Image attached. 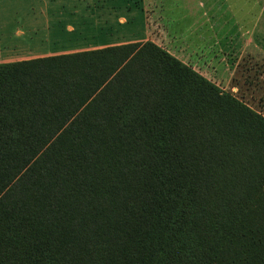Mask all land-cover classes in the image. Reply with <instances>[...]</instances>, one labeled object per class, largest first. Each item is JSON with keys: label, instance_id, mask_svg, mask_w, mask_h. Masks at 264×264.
<instances>
[{"label": "trees", "instance_id": "trees-1", "mask_svg": "<svg viewBox=\"0 0 264 264\" xmlns=\"http://www.w3.org/2000/svg\"><path fill=\"white\" fill-rule=\"evenodd\" d=\"M0 264H264V116L151 40L0 63Z\"/></svg>", "mask_w": 264, "mask_h": 264}, {"label": "rangeland", "instance_id": "rangeland-1", "mask_svg": "<svg viewBox=\"0 0 264 264\" xmlns=\"http://www.w3.org/2000/svg\"><path fill=\"white\" fill-rule=\"evenodd\" d=\"M60 3L68 4L64 16L45 20L46 53L57 51L59 25L64 33L73 24L81 45L94 46L77 51L151 40L264 116V0H22L16 9ZM252 7L253 30L238 32L250 25L241 11ZM63 40L74 38L64 33Z\"/></svg>", "mask_w": 264, "mask_h": 264}, {"label": "crops", "instance_id": "crops-1", "mask_svg": "<svg viewBox=\"0 0 264 264\" xmlns=\"http://www.w3.org/2000/svg\"><path fill=\"white\" fill-rule=\"evenodd\" d=\"M21 1L22 0H0V8H7L0 9V63H10L45 56L72 53L74 51H77L79 48H94L93 45H81V43H83L85 40L77 37L78 31L73 24L67 26L64 30V33L65 35L74 38V40L62 41L64 33L61 32V25H59L58 38L60 39V41L55 40L57 44L52 45V49H56L57 51L46 53V50L49 49V47L46 46L45 20L51 17H63V12L64 10H67L68 4L64 5L63 3H60L59 9L54 10L47 8L50 6V4H48L45 8H42L41 6L38 9L18 10L16 9V6H19L21 4ZM247 1L248 0H246V3ZM249 1L253 3L254 0ZM53 4L56 5V2ZM70 7L75 8L76 6L73 5ZM241 12H245L242 16L245 18L246 23H250V25H246L245 27L239 25L240 28L238 27V32H243L247 30V28L253 30V21H251V19L254 17L253 7L251 11H248L247 9L246 11ZM237 18L244 19L240 16H237L236 19ZM249 19L251 22L249 21ZM247 32H250V30ZM124 43H126V41L116 43L110 42L105 43V45H101L100 47L115 46Z\"/></svg>", "mask_w": 264, "mask_h": 264}]
</instances>
